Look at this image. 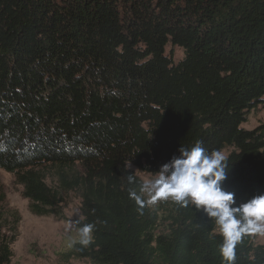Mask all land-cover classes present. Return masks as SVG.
<instances>
[{
	"label": "trees",
	"instance_id": "16d2710c",
	"mask_svg": "<svg viewBox=\"0 0 264 264\" xmlns=\"http://www.w3.org/2000/svg\"><path fill=\"white\" fill-rule=\"evenodd\" d=\"M259 105L264 0H0V169L37 215L66 219L64 196L79 193L75 224H92L93 240L70 256L225 264L202 211L130 196L144 182L130 165L158 174L202 141L228 150L224 188L247 202L264 194V123L242 126ZM5 202L0 182V264L11 263L21 220ZM255 236L237 244L233 264H264Z\"/></svg>",
	"mask_w": 264,
	"mask_h": 264
},
{
	"label": "clouds",
	"instance_id": "9594fccd",
	"mask_svg": "<svg viewBox=\"0 0 264 264\" xmlns=\"http://www.w3.org/2000/svg\"><path fill=\"white\" fill-rule=\"evenodd\" d=\"M180 155L161 166L153 180L141 184L140 194L130 192L138 204L154 205L171 200L187 208L203 212L218 227L223 242L220 254L225 264H233L236 246L243 237L264 234V194L237 204L235 194L225 190L227 177L225 157L218 150L209 152L197 141L190 148L181 146ZM133 182V176H129ZM147 195L145 201L142 197ZM92 224L80 229L79 243L88 246L92 240Z\"/></svg>",
	"mask_w": 264,
	"mask_h": 264
},
{
	"label": "rangeland",
	"instance_id": "374dc122",
	"mask_svg": "<svg viewBox=\"0 0 264 264\" xmlns=\"http://www.w3.org/2000/svg\"><path fill=\"white\" fill-rule=\"evenodd\" d=\"M166 50L168 54L173 51L176 62L184 57L181 47L169 45ZM263 123L264 106L259 105L248 114L247 121L242 126L254 129ZM227 152L228 150H225L221 154L226 155ZM130 167L144 182L153 180L158 175L140 171L132 165ZM0 182L6 195V210L18 211L21 219L17 228V239L12 245L14 255L10 264H92L88 259H79L68 254L73 245L80 240L81 228L75 224V221L82 217L78 192L71 191L65 194L61 210L66 219H62L55 215L34 214L30 209L29 199L22 194L23 187L17 184L12 173L0 169ZM164 203L165 201H158L151 206L155 208L158 204ZM255 242L263 244L264 234H256Z\"/></svg>",
	"mask_w": 264,
	"mask_h": 264
}]
</instances>
